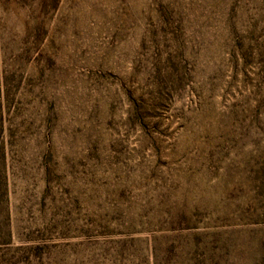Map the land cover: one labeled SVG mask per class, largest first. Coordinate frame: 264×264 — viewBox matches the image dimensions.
I'll return each mask as SVG.
<instances>
[{
  "label": "rangeland",
  "instance_id": "obj_1",
  "mask_svg": "<svg viewBox=\"0 0 264 264\" xmlns=\"http://www.w3.org/2000/svg\"><path fill=\"white\" fill-rule=\"evenodd\" d=\"M0 93V264H264V0H0Z\"/></svg>",
  "mask_w": 264,
  "mask_h": 264
},
{
  "label": "trees",
  "instance_id": "obj_2",
  "mask_svg": "<svg viewBox=\"0 0 264 264\" xmlns=\"http://www.w3.org/2000/svg\"><path fill=\"white\" fill-rule=\"evenodd\" d=\"M38 29H41V26H38ZM0 98H1V93H0ZM1 101H0V135L3 131V127H2V105H1ZM5 153H4V148L2 145H0V193L3 192V194H5V186H6V175H5ZM1 195V194H0Z\"/></svg>",
  "mask_w": 264,
  "mask_h": 264
}]
</instances>
